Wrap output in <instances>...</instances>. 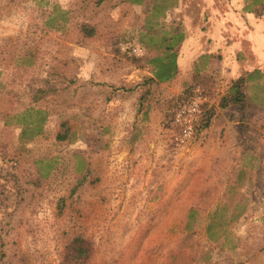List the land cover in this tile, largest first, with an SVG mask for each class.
I'll return each instance as SVG.
<instances>
[{
    "label": "rangeland",
    "instance_id": "rangeland-1",
    "mask_svg": "<svg viewBox=\"0 0 264 264\" xmlns=\"http://www.w3.org/2000/svg\"><path fill=\"white\" fill-rule=\"evenodd\" d=\"M161 3L0 0V264H58L73 230L87 264H264V69L243 120L218 104L241 34L217 20L251 0Z\"/></svg>",
    "mask_w": 264,
    "mask_h": 264
},
{
    "label": "trees",
    "instance_id": "trees-1",
    "mask_svg": "<svg viewBox=\"0 0 264 264\" xmlns=\"http://www.w3.org/2000/svg\"><path fill=\"white\" fill-rule=\"evenodd\" d=\"M129 1L131 3H140L142 0ZM171 1L162 0L164 4L161 3L162 5L160 4L161 6L159 7L165 9L171 5L169 4ZM244 9L253 12L257 16L261 15L264 13V0H251L250 4H245ZM79 26L80 31L84 35L89 36L94 32V27L90 23L82 22ZM171 37L174 42L166 44L163 54L151 57L149 60L154 69L153 76L147 78V81L150 83L157 84L158 82L166 81L177 71L175 47L181 43L183 33L175 30L174 35ZM259 72V70L254 69L232 77L227 91L220 96L218 101L219 106L222 108L228 106L235 107L240 114V119L243 120L251 105L250 96L247 92V83L251 77L258 75ZM24 133L23 130L21 135L23 136ZM186 226L189 227V223ZM67 238L66 252L58 264H87L92 255L89 240L80 230L71 231Z\"/></svg>",
    "mask_w": 264,
    "mask_h": 264
},
{
    "label": "crops",
    "instance_id": "crops-1",
    "mask_svg": "<svg viewBox=\"0 0 264 264\" xmlns=\"http://www.w3.org/2000/svg\"><path fill=\"white\" fill-rule=\"evenodd\" d=\"M221 7H224V5ZM221 10L223 11L220 14L221 19L217 20L219 27L230 29L228 17H235L231 29L236 27L241 34V37H237L236 42L233 41L234 51H239L241 56L240 59L236 60L238 71L233 77L253 69H264V18L260 17L264 13L257 16L251 11L243 10L242 6H239V8L233 7V10L231 9L229 12L224 9ZM213 16L216 17V15ZM214 25V22L209 23L207 32H215V30L218 32L219 28H214ZM241 51L243 54H241Z\"/></svg>",
    "mask_w": 264,
    "mask_h": 264
}]
</instances>
